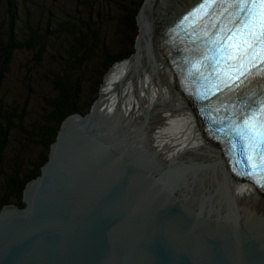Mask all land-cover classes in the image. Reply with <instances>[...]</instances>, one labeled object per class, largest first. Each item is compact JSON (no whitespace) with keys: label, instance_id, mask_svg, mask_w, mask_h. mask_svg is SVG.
I'll return each mask as SVG.
<instances>
[{"label":"water","instance_id":"1","mask_svg":"<svg viewBox=\"0 0 264 264\" xmlns=\"http://www.w3.org/2000/svg\"><path fill=\"white\" fill-rule=\"evenodd\" d=\"M152 31L141 28L91 110L61 123L26 205L3 207L0 264H264L252 201L262 187L228 190L222 147L169 79L171 53Z\"/></svg>","mask_w":264,"mask_h":264},{"label":"rangeland","instance_id":"2","mask_svg":"<svg viewBox=\"0 0 264 264\" xmlns=\"http://www.w3.org/2000/svg\"><path fill=\"white\" fill-rule=\"evenodd\" d=\"M17 1L19 14L14 27L18 50L13 55L0 95L3 94L4 101L11 105L27 103L28 108L23 128L13 130L5 170H12L10 164L16 157L24 158V163L29 164L21 167H31L49 155L50 149L44 148L38 137L41 136L39 127L50 111L45 99L55 95L51 80L56 75V78L65 76L62 74L65 63L67 67L80 68L75 71V76L78 77L76 80L81 78L82 81L80 101L87 104L100 95L108 73L96 92V84L101 78V55L133 52L132 56L137 52L141 31L139 18L137 16V23L129 25L125 17L138 11L140 17L148 0ZM8 26L6 0H0V40L5 44ZM80 38L85 41L83 44ZM85 45L88 50L83 49ZM26 81L35 86L33 93L29 92Z\"/></svg>","mask_w":264,"mask_h":264},{"label":"snow or ice","instance_id":"3","mask_svg":"<svg viewBox=\"0 0 264 264\" xmlns=\"http://www.w3.org/2000/svg\"><path fill=\"white\" fill-rule=\"evenodd\" d=\"M192 18L194 25L188 23ZM186 26L211 45L212 55L193 72L205 89L201 98L227 94L228 114L213 122L224 125L217 130L229 137L233 157L239 151L238 174L264 188V0H202L176 29Z\"/></svg>","mask_w":264,"mask_h":264},{"label":"trees","instance_id":"4","mask_svg":"<svg viewBox=\"0 0 264 264\" xmlns=\"http://www.w3.org/2000/svg\"><path fill=\"white\" fill-rule=\"evenodd\" d=\"M7 16L9 18V26L7 27V41L0 40V93L3 92L4 85L7 81L8 73L11 68L12 58L14 53L18 50L17 38L15 35L14 21L19 14V7L17 0H6ZM139 12V11H138ZM138 12L128 13L125 17L126 23L134 25L137 23ZM64 24L69 25L68 22ZM83 38H80V42L83 44ZM85 42V41H84ZM84 50H88L87 45L83 47ZM38 50V49H37ZM43 50V48H42ZM41 50V51H42ZM39 51V50H38ZM121 53V52H120ZM133 52L127 54H111L104 53L100 59V72L101 77L96 84L95 91L100 88L104 76L112 69V67L122 59H128ZM125 60V59H124ZM88 59L86 60V62ZM80 69L79 67H67L66 63L62 74L56 78V75L52 80L54 96L45 99L48 102L50 111H48L44 123L40 125L39 129L41 136V145L46 149H51L52 144L58 136L61 123L71 114L82 113L87 114L93 104L96 102L97 97L93 98L89 103L84 104L81 99V78L75 76V71ZM60 75V74H59ZM29 92L33 93L35 86H32L26 81ZM97 94V93H96ZM5 96L0 95V212L3 207L10 204H16L20 207L26 205L24 201V190L28 182L32 179L40 176L43 172V166L48 162L49 156L43 157L39 163H35L31 167L29 164L24 163V158L16 157L12 164V170H5V158L8 152L10 141L12 138L13 130L23 128V124L27 117V103L25 105L14 104L4 101ZM15 100H13L14 102ZM50 154V153H49ZM31 162V161H30Z\"/></svg>","mask_w":264,"mask_h":264},{"label":"bare ground","instance_id":"5","mask_svg":"<svg viewBox=\"0 0 264 264\" xmlns=\"http://www.w3.org/2000/svg\"><path fill=\"white\" fill-rule=\"evenodd\" d=\"M196 1L197 0H148L140 16L142 19L141 28L143 33L146 35V39H149V32L153 26L151 37L154 41V46L161 50H164L166 53L169 54L172 49H167L166 44L162 42V37L164 36L165 29L180 13H182L188 7L196 3ZM178 64L179 61H176L173 66H176L177 70L180 71V66H178ZM168 70L169 79L176 84V86L181 92H183L176 76V73L174 72L172 65L170 64V58L168 60ZM110 71L111 70H109V72ZM185 82L188 84L189 78L186 77ZM218 163L219 165H225L222 152L218 158ZM243 182L247 189H251L255 185V183H253L252 180L248 178L240 179L239 181L233 178L230 184L228 185V190L232 191L240 188ZM252 201L257 205L259 211H264V193H258L256 196L252 197Z\"/></svg>","mask_w":264,"mask_h":264}]
</instances>
